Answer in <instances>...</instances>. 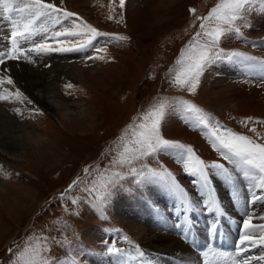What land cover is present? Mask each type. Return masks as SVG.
<instances>
[{
	"label": "rangeland",
	"instance_id": "374dc122",
	"mask_svg": "<svg viewBox=\"0 0 264 264\" xmlns=\"http://www.w3.org/2000/svg\"><path fill=\"white\" fill-rule=\"evenodd\" d=\"M46 2L76 13L99 31L122 39L96 38L93 44L101 49L99 52L89 47L59 55L58 52L39 56L31 53V63L24 58H6L0 65L2 69L11 63L19 69L32 67L48 74L55 64L67 65V82L59 83L63 98L91 109L88 122H71L65 130L59 117L43 107L34 103L22 107L14 99L0 101V107H6L14 116L11 118L48 140L37 148L18 144L13 158L0 154V264H114L130 259L135 264H161L148 255L145 243L160 232L185 242L178 231L185 218L176 214L178 202L161 187L149 182L137 183L131 167L138 171L149 168L171 171L192 194L193 202L201 204L195 205L197 214H190V224H199L196 228L204 221L213 220L212 215L205 217L199 212L205 210L201 208L199 189L170 152L161 151L132 164L118 163L121 158L135 154L134 141L143 130L140 125H150L151 113L162 103L166 105L160 126L163 138L191 147L205 164L223 163L232 173L231 185L221 177L212 178L219 208L226 211L231 206L236 211L235 203L240 202L244 210L251 211L247 200H241L243 197L238 200L228 192L232 188L245 196H264V191L254 186L258 180L244 177L225 160L215 150L209 129L197 124L195 113L178 105L187 101L209 117L210 124L218 123L224 129L264 143V63H261L264 62V0H256L244 18L235 22L239 34L226 32L218 44L224 53L240 52L256 59L237 57L235 62H214L200 77L194 93L176 84L175 77L181 71L178 61L184 59L187 63L190 51L209 41L210 37L204 33L215 27V22L202 18L208 17L222 0H125L123 7L120 0ZM1 21L0 51H7L10 42L4 37H10V32L7 22ZM84 74L90 75L87 81ZM19 87L0 86V94H7L5 88L14 92ZM244 122H249L247 127ZM125 148L132 151L125 152ZM115 172H120L124 179L114 178ZM113 180L118 181L115 187ZM241 207L238 211L242 212ZM168 223L176 225L174 232L167 231ZM235 224L242 227L238 221ZM225 229L229 231L227 226ZM137 231L146 234L139 235ZM228 238L235 236L230 234L225 241ZM225 241L218 239V247L224 248ZM113 246L121 252L110 254L108 249ZM233 246L238 251V239ZM192 247L191 264L198 261L201 264L197 255L201 249ZM258 247H250L253 250L243 256H264V247ZM177 259L167 255L171 264L179 262ZM259 263L264 264V260L251 261V264Z\"/></svg>",
	"mask_w": 264,
	"mask_h": 264
},
{
	"label": "snow or ice",
	"instance_id": "6c2138e0",
	"mask_svg": "<svg viewBox=\"0 0 264 264\" xmlns=\"http://www.w3.org/2000/svg\"><path fill=\"white\" fill-rule=\"evenodd\" d=\"M256 0H222L217 7L211 10L208 19L215 22V27L204 34L210 37L209 41L195 49H192L188 55L187 63L182 59L178 61L181 65V71L175 77L177 85L186 88L187 91L194 93L198 87L200 77L207 67L214 62L228 61L235 62L234 58L240 57L244 60L254 61L256 58L244 56L240 52L224 53L218 48L221 38L226 32L234 31L239 34L240 28L235 26L238 19L244 18V13L249 6ZM125 0H120V6L123 7ZM194 13V10H193ZM0 20L7 22L10 37L4 39L10 42V48L7 51H0V65L4 64L5 59L18 60L24 58L29 63L33 62L29 54L34 53L37 56L47 55L52 52L68 53L73 51H84L93 47L99 52L101 49L95 47L93 41L96 38L104 37L110 39H122L121 37L111 36L109 33L99 31L91 24L83 21L76 13L58 7L55 3L46 2V0H0ZM62 21H68L64 25ZM60 29L57 30V26ZM201 24V28L204 29ZM199 35V34H198ZM36 37H41L36 40ZM87 37V39H83ZM65 38V39H59ZM49 39L55 41V46L49 43ZM73 45H78L75 47ZM91 58V57H90ZM264 63V62H261ZM4 84L14 87V81L10 77L0 76V86ZM7 94H0V101L15 100L23 103L27 98L16 89L14 92L4 89ZM30 103V101H29ZM186 106V107H183ZM178 107H182L190 113L196 114V122L204 128L209 129L213 138L215 150L220 152L222 157L233 165L237 170L243 173V176L253 181H257L255 187L264 191V143H257L246 135H241L230 130L224 129L218 123L210 124V118L201 113L195 105L188 104L187 101L180 102ZM165 104H160L157 109L151 113L150 125H140L143 129L135 139V154L131 157L121 158L120 165L132 164V162L142 160L145 157H153L161 151L170 152L177 163L183 166L186 175L193 177L194 187L199 189L197 193L201 197V203L205 211L215 214L217 219L209 226L210 235L215 237L218 234L219 206L214 195L213 176L221 177L231 185L233 183L232 173L223 163L205 164V162L194 154L191 147L183 143L172 142L163 138L160 133L161 122L165 116ZM19 111V109L17 110ZM245 127L249 122H244ZM255 131V129H251ZM132 149L125 148V152H131ZM87 171V170H86ZM131 174L136 177L137 183L149 182L161 187L166 193L170 194L178 202L176 214H183L185 221L181 227L185 234L191 230L190 214L195 210V203L191 199V193L187 191L175 178L174 174L167 169L160 171L147 169L138 171L136 167H131ZM259 173V176L257 175ZM114 178L123 180L120 172L113 173ZM115 187L117 180L112 181ZM238 199V194L236 195ZM257 198L264 200V196H252L254 202ZM246 218L242 221L243 235L240 238L238 254L241 259L235 264H251L253 260H264V256H243L252 246H264V225H254L253 216L245 213ZM264 219V217H260ZM259 228V233L252 229ZM110 254H119L120 249L115 246L108 249ZM143 256L144 253L140 252Z\"/></svg>",
	"mask_w": 264,
	"mask_h": 264
},
{
	"label": "bare ground",
	"instance_id": "6f19581e",
	"mask_svg": "<svg viewBox=\"0 0 264 264\" xmlns=\"http://www.w3.org/2000/svg\"><path fill=\"white\" fill-rule=\"evenodd\" d=\"M1 22H3V21H1ZM3 26L5 27V25H3ZM6 27H7V25H6ZM2 30L3 29L0 27V33L2 32ZM40 39H41V37H36V40H40ZM48 42L54 43L55 41L49 39ZM58 55H59V52H58ZM42 59H44V58L42 57ZM39 60H40V58H39ZM66 66L67 65L63 66L61 64L53 65V68H51V69H53L52 70L53 72L51 70L48 71L49 74H51V76H52L51 77V76H49L48 73L40 72L38 70L32 69V67H26V68L19 69L16 65L9 63V64H7L6 67L4 65L3 68L0 69V76H5L6 78L10 77L14 81V86H16V87L18 85L20 86L19 87L20 89L19 88L18 89L27 98V100H25L23 103H21L22 107L23 106L27 107V104L30 101V103H34V105H38L40 107L47 109L50 113H54V114H56V116L59 117L58 120H59L61 127L65 128V130H67L66 124H70L71 122L72 123L77 122V123H81V124L88 122L90 114H91V109L89 108V110H90L89 111L88 109H84L80 103L68 101V100L63 98L62 93L59 90V88L61 87L59 85V83L63 82V81L67 82L68 78H66V74H65V72H66L65 68H67ZM76 73L78 74V72H76ZM71 74H72V72H71ZM79 75H80V73H79ZM88 75L89 74H87V75L84 74L83 78L85 81H87ZM74 76H72V77L75 78ZM4 86L7 87L8 85L4 84ZM7 110L8 109L6 107H3V106L0 107V154H3L5 156H9V157L13 158V157H15V154H16L15 149L17 148L18 144L21 145V143H23V144L25 143V146L28 148H34V147L37 148L38 146H41L43 144L45 145V142H48V140H45V138H44L45 135H42L41 133H36L34 131V129H29L28 126H23L20 123H18L17 121H15V119L11 118L14 116H11L9 114V111H7ZM78 115H81V117L79 118ZM75 117H78V118H75ZM46 145H48V144H46ZM232 186H234V185H232ZM0 188H1V186H0ZM227 190H228V188H227ZM238 191H240L239 188H238ZM228 193H230V194L233 193L235 198H236V195L238 194V197H239L238 200L241 199L242 197L243 198L241 200H247V201H245V202H247L246 205L247 206L250 205L252 212L251 211L247 212V210H244L243 209L244 207L242 208L241 207L242 205H239L240 202L235 203L234 207H236V211H233L231 209V206L226 211H223V209L221 210L219 208L220 215L218 218L219 219L218 234L215 237H213L210 235L209 226L214 222V220L217 219V216L215 214H210L209 212H207L205 210L199 211V209L204 208V206H203V207L197 209L200 213L203 212L202 216L206 217V216L212 215V217H214L213 220L204 221L202 223V225L206 224L204 228L202 227L201 224H200L201 227L195 228V226H198L199 224L197 225V223L192 222L191 228L194 231L190 230L187 234H185L183 229H180V227H178L179 228L178 231L183 234L181 236L183 238V241L186 240L185 242H181L180 240H178L179 238L176 239V238L170 237L168 235H162L160 232V234L154 235L151 238V240H148L145 243V246H144L145 251L148 253V255L150 254L153 258L157 259L158 262L161 264H171L169 261H167V255L170 257H177L178 258L177 260H179V262L174 261L175 263H173V264H184V262L191 264L194 259L190 256V252L193 251L192 246L196 245L199 247V249H202V254H203L202 262H203V264H235V260H234L235 256H236L235 252L224 251V250H219V249L213 248L212 246L208 245L207 241L209 242V240L212 238H213V241H216V240H218L217 238H219V237H223V240L225 241V238H227L228 235L230 236L232 228H235L236 230H238V226L235 223L237 221L242 223L243 219L246 218V215H245L246 212L253 216V224L254 225H264V221L259 222L260 217L261 216L264 217V212H262V208L264 206L263 205L264 203L262 202L263 200H261V201L255 200L257 202L255 204H252V202L251 203L249 202L252 200V197L247 196V194L245 196V195H243L242 191L237 192V191H234V189H232V188ZM195 201L196 200H194V203H195ZM195 205H197V204H195ZM131 206H134V205H131ZM197 206H201V204H198ZM17 207H19V206H17ZM240 207L242 209V212L238 211V210H240ZM17 211H19V210H17ZM17 211L15 210V212H17ZM232 212H234V213H232ZM195 213L197 214V212H195ZM231 215H233V216H231ZM222 217L224 218V221L221 222ZM190 222H191V219H190ZM168 224L170 226L167 228V231L168 232H174L177 228L176 225L174 226V224L172 225V223L171 224L168 223ZM183 224H181V225H183ZM226 226L228 227L229 231H227L225 229ZM240 228L243 229L242 227H240ZM253 231L258 234L259 228L257 227L255 229H253ZM137 233L139 235H142V234L145 235L146 234L144 231H137ZM202 233H206V234L201 235ZM242 235H243V232H242ZM235 239L236 238H228L225 241V247L227 249L231 250L232 242H234ZM187 242L190 243L191 246H187L185 244ZM182 243L186 247H184L182 245ZM261 247H264V246H261ZM252 248L253 249H259L258 245L252 246ZM252 248L249 250H253ZM206 250H207V252H205ZM258 253H260V252H258ZM250 255H252V254H250ZM195 256H196V259H198L196 254H195ZM258 256H260V255L258 254ZM118 261H116L115 263H117V264H135V261L132 259L124 260V261L122 260L120 263H118ZM100 264H102V263H100ZM103 264H112V263L104 262ZM198 264H199V261H198ZM259 264H261V263H259Z\"/></svg>",
	"mask_w": 264,
	"mask_h": 264
}]
</instances>
